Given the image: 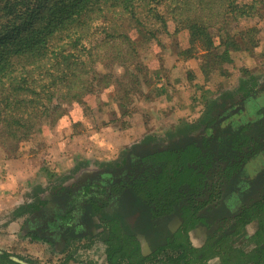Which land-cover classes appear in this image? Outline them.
Returning a JSON list of instances; mask_svg holds the SVG:
<instances>
[{
	"label": "rangeland",
	"instance_id": "374dc122",
	"mask_svg": "<svg viewBox=\"0 0 264 264\" xmlns=\"http://www.w3.org/2000/svg\"><path fill=\"white\" fill-rule=\"evenodd\" d=\"M248 29L258 47L232 52L231 64L212 70L203 67L206 51L200 44L190 56L183 53L189 49L187 31L176 33L169 23V31L159 32L139 59L97 66L101 74L114 72L109 87L97 82L96 91L86 94L82 104L67 105L55 123L44 121L16 154L7 155L0 147V264H108L102 224L92 222L87 234L71 236L60 245L30 235L25 225L32 209L81 179L115 174L131 155L175 149L200 132L208 133L204 122L214 102L225 100L228 108L264 87V16L237 26L239 33ZM220 170L211 174L212 183L224 177ZM254 230L257 225L240 229L234 244L250 251L247 236ZM191 235L179 242L198 246L206 237L199 229ZM166 238L164 233L151 241L138 237L132 239V248L135 253L157 254L148 264H221L216 252L188 253L183 260L176 248L156 252Z\"/></svg>",
	"mask_w": 264,
	"mask_h": 264
},
{
	"label": "trees",
	"instance_id": "16d2710c",
	"mask_svg": "<svg viewBox=\"0 0 264 264\" xmlns=\"http://www.w3.org/2000/svg\"><path fill=\"white\" fill-rule=\"evenodd\" d=\"M263 12L264 0H0V147L16 154L44 121L55 123L67 105L82 104L97 82L109 87L114 72L101 74L97 66L139 59L159 32L169 31V23L176 33L187 31L189 49L183 53L190 56L200 44L206 51L204 69L215 70L232 63V52L258 47L252 30L239 33L237 26ZM219 108L214 102L205 121ZM202 139L182 155L165 148L134 164L129 186L136 198L181 214L186 200L201 191L205 171L221 150H236L237 140L218 133L207 149ZM200 165L205 166L201 172ZM115 232L107 241L110 264H121L122 240L124 262L130 255L128 264H135V242ZM263 251L258 249V257Z\"/></svg>",
	"mask_w": 264,
	"mask_h": 264
},
{
	"label": "flooded vegetation",
	"instance_id": "af4514ba",
	"mask_svg": "<svg viewBox=\"0 0 264 264\" xmlns=\"http://www.w3.org/2000/svg\"><path fill=\"white\" fill-rule=\"evenodd\" d=\"M226 105L225 101L220 102L219 110ZM216 114L212 120L209 118L204 122L208 133L200 132L175 149L165 147L182 155V150L199 137L203 138L205 149L213 144L216 133L229 141L237 140L236 150L231 146L222 149L220 159L206 169L201 191L186 200L181 214H169L164 207L156 208L149 201L152 205L138 200L134 189L129 186L131 167L143 157L165 149L159 148L131 155L115 174L87 177L57 190L38 209H32L25 227L34 239L58 241L61 245L71 236L87 234L92 222L97 226L100 223L104 230L102 238L108 247V264L107 241L113 240L110 237L113 229L116 231L114 235L125 237L127 234L128 238L136 241L138 237L151 241L164 233L167 242L158 247V253L176 248L174 250L186 258L188 253L203 255L216 252L221 264H247L246 260L251 264H264V251L258 257V249L264 247V87L223 109L221 115ZM203 167L200 165L198 171H203ZM216 169H222L220 171H225V175L212 183L211 174ZM100 216L104 217L102 221H99ZM120 219L124 223V231L121 230ZM248 225H257V230L247 236L252 246L246 252L238 248L233 239L241 234L240 229ZM198 229L206 236L199 239L200 245L191 247L179 242ZM121 246L120 262L128 264L130 255L124 262V240ZM136 255L135 264H148L157 254L145 255L139 251ZM140 256L145 260L139 262Z\"/></svg>",
	"mask_w": 264,
	"mask_h": 264
}]
</instances>
